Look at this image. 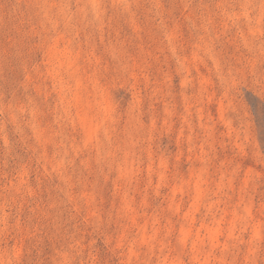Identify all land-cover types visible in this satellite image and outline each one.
Returning <instances> with one entry per match:
<instances>
[{"label":"rangeland","instance_id":"rangeland-1","mask_svg":"<svg viewBox=\"0 0 264 264\" xmlns=\"http://www.w3.org/2000/svg\"><path fill=\"white\" fill-rule=\"evenodd\" d=\"M264 0H0V264H264Z\"/></svg>","mask_w":264,"mask_h":264},{"label":"trees","instance_id":"trees-1","mask_svg":"<svg viewBox=\"0 0 264 264\" xmlns=\"http://www.w3.org/2000/svg\"><path fill=\"white\" fill-rule=\"evenodd\" d=\"M254 97V115L257 123L259 140L262 144V149L264 151V101L257 96Z\"/></svg>","mask_w":264,"mask_h":264}]
</instances>
